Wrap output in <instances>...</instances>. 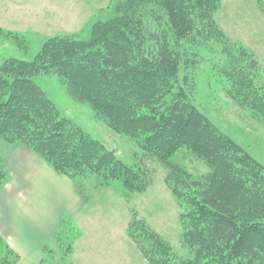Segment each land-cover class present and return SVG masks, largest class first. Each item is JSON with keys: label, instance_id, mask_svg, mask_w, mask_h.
<instances>
[{"label": "trees", "instance_id": "trees-1", "mask_svg": "<svg viewBox=\"0 0 264 264\" xmlns=\"http://www.w3.org/2000/svg\"><path fill=\"white\" fill-rule=\"evenodd\" d=\"M255 1L264 14V0ZM218 8L219 0H120L115 17L96 23L87 41L54 38L32 62L0 67V138L23 144L80 189L87 177L96 178L101 187L118 182L128 193L144 185L139 173L60 117L32 81L37 72L65 80L73 99L87 103L110 129L133 138L168 169V187L187 210L180 218L193 257L172 258L169 245L143 221L134 220L128 236L149 264H264V167L218 132L182 93L166 104L180 65H196L197 47L211 46L224 57L219 73L230 99L264 118L256 60L218 26ZM185 48L193 51L183 59L180 50ZM181 149L209 167L201 189L170 162ZM4 180L0 164V186ZM18 261L0 238V264Z\"/></svg>", "mask_w": 264, "mask_h": 264}, {"label": "rangeland", "instance_id": "rangeland-1", "mask_svg": "<svg viewBox=\"0 0 264 264\" xmlns=\"http://www.w3.org/2000/svg\"><path fill=\"white\" fill-rule=\"evenodd\" d=\"M119 1L0 0V67L12 61L32 62L45 42L54 38L87 41L96 23L115 17V6ZM214 18L228 39L240 43L256 60V84L264 93V14L258 4L255 0H219ZM199 48L196 65L186 68L181 64L179 73L171 78L172 89L166 96V104L182 93L218 132L241 146L264 167V118L239 107L228 96L227 81L219 73L223 55L211 46ZM191 51L193 49H181L183 59ZM32 81L54 104L61 118L80 127L112 152L118 161L139 173L144 185L139 192L128 193L118 182L101 187L96 178L87 177L80 181V189L76 182L57 173L77 187L83 205L87 206L83 216L85 221L77 223L68 213H63L58 230L41 250L39 264H149L128 236V226L134 220L143 221L160 236L169 245L172 258L178 261L192 259L193 251L183 239L185 220L180 218L187 210L180 208L168 187V169L144 152L133 138L110 129L87 103L73 99L66 81L58 75L40 71ZM18 145L32 152L21 143L10 144L0 138V164L5 172L0 189L8 181V157ZM170 162L200 185L195 189L202 188L210 173L209 167L186 149L177 151Z\"/></svg>", "mask_w": 264, "mask_h": 264}, {"label": "crops", "instance_id": "crops-1", "mask_svg": "<svg viewBox=\"0 0 264 264\" xmlns=\"http://www.w3.org/2000/svg\"><path fill=\"white\" fill-rule=\"evenodd\" d=\"M6 166L8 181L0 189V236L19 255L18 264H39L61 215L68 213L84 223L87 206L72 182L22 146H14Z\"/></svg>", "mask_w": 264, "mask_h": 264}]
</instances>
